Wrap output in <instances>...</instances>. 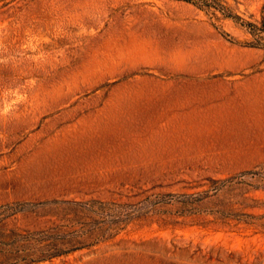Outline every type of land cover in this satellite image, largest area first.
Returning a JSON list of instances; mask_svg holds the SVG:
<instances>
[{
  "label": "rangeland",
  "instance_id": "1",
  "mask_svg": "<svg viewBox=\"0 0 264 264\" xmlns=\"http://www.w3.org/2000/svg\"><path fill=\"white\" fill-rule=\"evenodd\" d=\"M0 264H264V0H0Z\"/></svg>",
  "mask_w": 264,
  "mask_h": 264
}]
</instances>
